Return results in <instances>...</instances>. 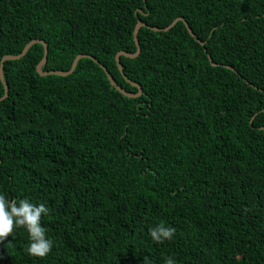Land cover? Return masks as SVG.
I'll return each instance as SVG.
<instances>
[{"label": "trees", "instance_id": "16d2710c", "mask_svg": "<svg viewBox=\"0 0 264 264\" xmlns=\"http://www.w3.org/2000/svg\"><path fill=\"white\" fill-rule=\"evenodd\" d=\"M184 18L202 43L179 21ZM0 194L43 203L0 264H264V0H0ZM212 61L217 65H212ZM229 66L230 68H227ZM5 88L0 79V98ZM176 233L156 243L149 229Z\"/></svg>", "mask_w": 264, "mask_h": 264}, {"label": "clouds", "instance_id": "9594fccd", "mask_svg": "<svg viewBox=\"0 0 264 264\" xmlns=\"http://www.w3.org/2000/svg\"><path fill=\"white\" fill-rule=\"evenodd\" d=\"M49 215L48 208L43 204L31 203L27 198L9 201L0 194V242L13 234L15 229L23 228L29 234L30 244L25 249L26 254L45 258L51 252L53 242L46 237V229L41 225L42 216ZM176 229L166 226L163 222L151 227L149 234L156 243H163L173 239ZM145 264H148L145 261ZM165 264H176L172 257L165 260Z\"/></svg>", "mask_w": 264, "mask_h": 264}, {"label": "water", "instance_id": "95a60500", "mask_svg": "<svg viewBox=\"0 0 264 264\" xmlns=\"http://www.w3.org/2000/svg\"><path fill=\"white\" fill-rule=\"evenodd\" d=\"M146 1V0H144ZM179 21H183L185 23V25L187 26V29L189 31V33L194 37L196 38V40L199 42V43H202L199 39H197L196 35L194 34V32L191 30V28H189L186 20L184 18H177L173 21V23L167 27V28H164V29H159V28H153V30L155 31H167L169 30L170 28H172L176 23H178ZM143 26H147L149 27L147 24H145L144 22H142L141 20L138 21L137 23V26H136V30H135V41H136V45H137V53L135 54H129V53H126V52H119L117 54V64H118V67L120 69V71L122 72L123 76L126 78V80H128L132 85L136 86L138 89H139V93L137 94H132V93H128L126 92L123 88H121L120 86L117 85V83L114 81L113 77L111 76V74L108 72L107 68H105L102 64H100L93 56H90V55H86V54H81V55H78L77 58L74 60L73 62V65H72V68L70 71L68 72H63V71H45L43 69L44 65L47 63V59H48V44L44 41V40H33L31 41L30 43H28L26 45V47L24 48V50L22 51L21 54L19 55H16V56H11V55H7L5 56L2 61H1V64H0V79L4 85V88H5V95L0 98V101L1 100H5L8 96H9V86L7 84V81L5 79V75H4V63L6 61H11V60H19L21 58H23L26 53L28 52V50L31 48L32 45L36 44V43H41L43 44L44 46V50H45V53H44V57L43 59L41 60V62L38 64L37 66V71L38 73L41 75V76H48V75H57V76H68L70 74H72L76 67H77V64H78V61L82 58H90L92 59L93 61H95L96 63H98L103 69L104 71L106 72L107 76H108V79L110 80L111 84L118 90L120 91L121 93L129 96V97H137L139 96L141 93H142V88L141 86L135 84L134 82H131L124 74V71H123V68H122V65H121V62H120V57L121 56H126V57H130V58H135L136 56L139 55L140 51H141V48H140V43H139V40H138V33H139V30L141 29V27ZM209 59L212 63V65H217L215 64L213 61H212V58L209 56ZM227 68H230L229 66H227Z\"/></svg>", "mask_w": 264, "mask_h": 264}]
</instances>
